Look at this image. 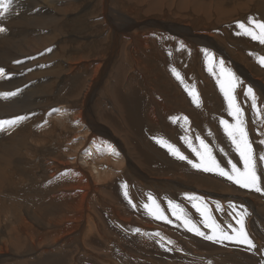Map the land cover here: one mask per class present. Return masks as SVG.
<instances>
[{"label":"bare ground","instance_id":"1","mask_svg":"<svg viewBox=\"0 0 264 264\" xmlns=\"http://www.w3.org/2000/svg\"><path fill=\"white\" fill-rule=\"evenodd\" d=\"M86 1L87 0H14L11 10L5 15L0 16V26H3L5 29L4 31H0V68H4L6 69L5 71H7V74L0 79V93H6L2 86L11 76L19 75L32 78L34 82L33 85L37 88L39 96L41 97L40 101L35 105L37 106L35 111H28L25 114H21L26 116L25 119L18 122L14 127L0 131V197L1 193L6 191L5 187H7L8 183L12 184L16 189H24L23 187L15 186L14 183L16 181L26 182L23 184L25 188L32 184L30 188L37 189L38 191L43 190L42 192L39 191L40 193H35V197H41H37L36 201L46 211V213H43L44 215L42 214L43 217L45 216L44 219H42L43 217L40 218V216L38 219L36 218L34 220L37 230L35 233L32 232L34 236L32 237V241L30 240L27 242L26 248H22L20 235L11 236V233L7 230L11 226V223L16 221V219L12 220L9 218L10 214H13L12 206H18L22 201L16 198L12 206H9L10 204L4 206L3 202H0V264H209V262L210 264H264V160H259V157L264 155V89H252L256 96L260 111L259 114H257L252 108L250 111L251 119H245L248 138L253 148L254 156L257 158V174L260 178L258 185L262 189V191H256L255 189H246L236 185L234 182L229 181L226 177H222L216 172H206L203 169L194 168L187 160H181L172 155L167 148L161 146V144L157 143V140L154 139L160 138L162 134L157 133L153 136H151V134L144 135L142 130V119L139 117L137 120L135 111H147L148 114H145V117L148 119L151 126L155 128L157 127L155 119L157 115L154 113L159 111L158 115L161 114L162 117L163 113L161 112L167 107L164 108L162 102L158 110L159 101L156 99V96L152 95H149L151 99L150 102L154 105L150 106L151 103L149 105L145 104V101L148 100V95L144 92L142 93L139 88L150 87L142 85L140 79L138 83L134 82L130 76L132 75V70L134 74L140 77V75L136 73L137 70L135 68L142 65V59L139 53L149 49L154 50L153 47L156 46L161 56L164 57V70H166L167 79L172 83L174 82V77L176 83L179 81L180 84L181 81L178 80L172 72L173 68L177 71L178 69L175 65L176 60L173 59L171 55V47L177 48L179 57L180 48L182 46H187L184 42L185 39L188 40V45L191 47L196 46V40H190V38L200 37L198 44L208 46L212 52L216 50V47L221 51V48L215 43L214 37L217 35L216 32L212 30H201L199 31L200 33H195L194 30H190L191 27L189 24H194V19L191 20L192 14L194 15L196 11L209 14L214 7H218L215 12L224 11L223 14L226 12L230 13L233 12L230 8L231 6H226L229 8L224 9L223 7H219L220 5L217 6L216 1H208L207 4L206 0H178L177 5L181 7V9L179 7V10H183L184 12H180L174 24H169L168 22H157L154 17L150 18V22L148 23L143 22V20L147 19L152 11L158 9L165 10L166 8H162L163 4V6L166 5L172 9L171 4L175 0H129L133 5L129 6L124 4V11L116 6V2L119 0H97L95 3L96 9L93 8L90 14L95 12V18L98 17V11L103 12L102 19H107L110 30L112 28V32L110 33L112 41L110 45H112V47L110 51L104 50L105 52H103L102 49H99V45L109 37V34H107L106 38L99 40L95 47H91L85 42L88 36L86 37L84 34L82 38L81 35H79L82 34L81 30L83 28L77 27L76 20L81 13L89 8V4L87 3V5L82 8ZM257 1L259 0H255L256 4L254 11L259 14V16H262V13H264V3ZM187 2L193 4V6L191 4H186ZM144 4H146V6ZM239 4L244 6L245 9L248 6L244 1ZM132 6H137V8L131 9ZM71 12L74 13L71 14ZM222 19L223 18H221V20ZM203 24L206 23L204 22ZM63 26H65V30H67L66 27L71 28V33L68 35L69 42L66 44H64L62 40L64 33ZM72 29L75 30L73 31ZM146 32L150 33V35L146 34ZM74 35L78 37H74ZM228 35L227 33V36ZM231 35L236 39L247 36L249 42V36L242 34L238 26L231 29ZM161 40H166L167 43H162ZM255 41L256 42L252 44L259 48L258 51H261V48L264 50V44L257 40ZM64 42H67V40ZM246 42L244 44H248ZM260 44L262 47H260ZM96 48L100 53L102 51V58L99 56L100 60L99 63H97L98 65L96 66L94 64L96 67L94 65L92 66H94V69L100 68V77L108 70H112L113 67L116 68V64L118 66L117 71L120 73V77L118 74H115L116 77H114V79L117 80L115 84L112 82L114 84V89H112L111 94H114V99L112 100L114 105L109 102L112 107H114H111V109H114L115 113L112 112L110 108L109 110L106 109V106L104 107L106 109L104 111L113 115L117 114V119L124 121L127 126L129 120L131 125L135 128L134 132L138 134L143 144H140V141H138L139 138L132 137V139L138 141L135 142V140H133V144L131 140L127 141L129 136L125 139H117L115 136H112L110 132L106 136L101 137L102 139L112 140L111 144L107 142L108 145L110 144L111 148L105 147L102 145L103 141L96 136L99 135L100 132L102 134L103 126L96 124L97 122L93 124L94 122L91 123L88 120V125L85 124L87 110L84 111V108L86 109L88 105L81 104L79 106L80 109L78 107L79 111L76 109L74 112L76 114V116L74 114L75 118L73 116L75 122H71V126L75 132L74 136L79 138H77L79 142H74L72 144L69 142L67 145L63 146L60 145L62 140H58L57 142H60L54 146L51 153L34 156L33 153L37 154L42 152V147L39 148L42 142L39 141V137L36 136L33 125L41 121L44 122L48 115V117L53 120L49 119V121L47 119L48 121L45 123L47 129L56 130L59 128H66L68 126V118H70L67 112H69V109L72 107L70 103L66 102V98L68 99V97L72 96L73 98L74 96L80 97L81 94H83L85 102L89 99L88 91L91 89V85L87 86V90H82L84 85L83 81L86 80L83 78L84 75L81 77L84 79L83 81L81 78H78L77 88L69 89V95L66 92L68 89L62 84L68 82V78H74L77 74H81L82 66L87 67L90 65L91 61H96V57L95 59L92 57L94 60L90 58L92 55L91 52L97 55L98 52ZM149 53L151 56L152 53L150 51ZM155 54L158 55L157 52H155ZM215 54L219 55L218 52ZM249 57L258 61V57L260 56L257 54H248L247 59H249ZM179 58L181 59V57ZM149 60H151V58ZM187 60L188 57L184 56V63L186 65L188 64L187 62H189ZM180 61L182 63V60ZM7 62L9 63L8 65ZM141 68L139 67V69ZM85 69L87 70V68ZM156 70H158V68H156ZM88 71L90 70L88 69ZM10 72H13V75H10ZM216 72L219 73L217 70ZM92 73L94 74L95 72L91 70V74ZM179 73L184 81V83H181L183 85L181 91L185 100H183L185 103H183V101L181 103L180 101V105L187 106V100L197 107L198 111L200 110V112L204 114L205 107H203V105L207 100L203 92L200 88L198 89V86H194L199 96V104L194 103L192 96L189 95V91L186 90L185 87L187 86L188 89H192L193 85L185 82L188 80L183 76V72ZM126 79H129L128 84ZM71 80L70 82H72ZM153 80L155 82L156 77ZM214 80L216 88L214 98H217L215 96H217L218 93L220 94L221 91L216 78ZM129 88H131V90H129ZM40 91L43 93H40ZM205 92L207 95L209 94L207 89ZM62 93L67 96L64 97ZM210 94L213 96L214 93ZM1 98L5 97L0 96V114H4V116L0 115V120L12 119L13 117L11 115L17 113L22 108H28L7 107L4 105V99ZM57 102H60L61 105L53 112L50 110V113H48L49 111L47 112V108H51L52 103L54 104ZM223 104V118L231 122L232 118L228 115L227 102L225 101ZM218 105L220 106V104ZM176 114L177 116L174 115V118L178 127H186L188 129L191 120L187 118L185 121L182 114ZM192 114H190V116ZM18 115L19 114L14 115V117L21 116ZM163 116L164 119H167L165 114ZM94 119L95 118L92 120ZM196 119L199 118L196 117ZM116 121L115 124L120 128L124 126ZM197 121L198 120L194 122L197 123ZM202 123L205 122L203 121ZM191 124L193 123L191 122ZM220 126L219 127L222 128L223 131V126L221 124ZM199 129H201V127ZM190 131L191 134L182 131L180 135L177 134V137L176 135H170L171 131H167V136H164L163 139L174 144L184 155L188 156L189 159L199 162L195 153L191 151L182 137L188 136L191 138L194 147H199V141L196 140L197 136L205 139L211 147L212 145L210 141H208L210 139L203 134L204 132L202 134H195L192 128L189 132ZM222 133H224V131ZM224 135L227 136L225 133ZM49 140L52 141L54 139L50 137ZM123 140L127 141H125L126 144L128 143L127 146L123 145ZM149 143L152 146L151 148L149 147ZM214 143L215 142H213V144ZM69 144L70 148H68L69 152H67L65 148H67ZM219 144H217L218 149L219 146H221ZM229 144L233 147V150L232 147L230 149L236 153L234 163H237L238 167L243 168V162L236 152L234 145L232 143ZM142 145H147L153 155L146 152L148 149L145 151ZM113 146H116V148H113ZM134 146L141 148V154L133 149ZM112 149H114V151ZM216 149L215 147V150ZM131 150L135 152L136 155L130 152ZM215 150H213V154H215V158L218 159ZM66 152L69 153L68 156L65 155ZM128 155H132L133 158H129ZM32 156L36 160H39V162L33 160ZM139 156L142 157L141 160L138 159ZM125 160L127 164L123 166ZM24 161L32 162L34 168L22 171L17 169L16 163ZM217 161L220 162L221 160ZM135 162L154 169L160 168L159 170H162L165 175L163 178H158L157 182L147 179L144 175H147L149 172L147 173L146 170L142 169L138 173ZM220 164L229 169L231 167V165H224L221 162ZM190 172H194L193 174H195V176L193 174H187ZM195 172L199 174V176H196ZM207 175L208 177L212 175L218 180H222L223 183H221L225 185L224 189L226 190V188H229L228 191L218 190V187L216 188V186H214L217 180L215 181L213 179L212 180L215 182L212 186L218 191L210 192L205 190L206 182L204 178L201 177ZM34 183L37 185H33ZM94 183L97 184L96 187ZM125 192H127V196ZM186 193L202 197L209 205L214 218L224 225L229 223L235 224V211L232 205H235V210L237 211L243 212L246 210V229L250 238L256 245V248L250 250L247 245L234 241L218 243L186 230L181 226V222L172 215L167 204L168 200H173L182 204L191 214L192 218L197 223H200L201 218L199 214L191 207L189 201L185 199ZM149 195L156 198L161 208H163L165 215L168 217V220L172 221L171 223L166 220L155 219L143 207V205L148 202ZM11 199H13V196ZM217 203L221 206V211L217 210ZM36 208L34 212L37 211ZM32 209L33 208L30 210L32 211ZM127 214H135L138 218L145 220V222L153 221V223L155 222L161 226L160 228L162 231L150 228L149 224L148 227H145L144 223L138 222L141 221V219L137 220L136 223L130 216H127ZM33 215L34 214H31V216ZM147 215L148 218L146 220L145 216ZM35 217H37V214ZM23 227L27 229L29 224L24 222ZM152 227L154 226L152 225ZM136 229H140V231L137 232ZM203 230L207 231V229ZM157 233H159V236L156 235ZM21 236L23 235L21 234ZM131 244L135 246V249H129Z\"/></svg>","mask_w":264,"mask_h":264},{"label":"rangeland","instance_id":"2","mask_svg":"<svg viewBox=\"0 0 264 264\" xmlns=\"http://www.w3.org/2000/svg\"><path fill=\"white\" fill-rule=\"evenodd\" d=\"M87 1L83 4L82 8H84L87 4H89V8L86 11H84L83 13H81L78 16V19L76 20L77 27L83 28L82 29L83 31L81 30L82 34H79V33L78 34L81 35L82 38H83L84 34H85L86 37L88 36V38H86L85 42L87 44H89L91 47H95L97 45V43L99 42V40L106 38L107 34H109V37H107L104 41L101 42L102 44L99 45V47H100L99 49H102L103 52H105L107 50L110 51V49L112 47V45H110V42L112 43L111 34H110L112 32L111 31L112 28L110 30V26H108L107 19H102L103 18V14H104L103 12L98 11V13H99V14L97 13L98 17H95V18H94L95 12L90 14V12H91V10L93 8L96 9L95 3L97 2V0H87ZM177 1L178 0H175L171 4L172 9L169 6H166V5L163 6L164 5L163 4L162 8H166L165 10L158 9V10L152 11L148 15V18L143 20V22H147L148 23V22H150V18L154 17V18H156L157 22H168L169 24H174L176 22L178 16H179V14H180V12L181 13L184 12L183 10H179L180 5H177ZM208 1H210V2L216 1L217 2V6L220 5L219 7H223L224 9H228L229 7H226V6L230 5L231 6L230 8H231V10L233 12H230V13L226 12L225 14H223L224 11L215 12L217 10L216 8H218V7H214V9L209 14H205V13H202V12L199 13V11H196L194 13V15L192 14V16H191V20L194 19V24H189V26L191 27L190 30H194L195 33H200L199 31H201V30L202 31L203 30H205V31L212 30V31L216 32L217 35L214 37L215 43L221 48V51H219L220 49L218 47H216V50L214 52H212V50H210L208 46H205L204 44H198L199 40H200V37L199 38H190V40L191 39L196 40V43H195L196 46H191V47L188 45L189 44L188 40H186V39L184 40V42L187 44V46H184V47L182 46L180 48V50H179L180 51L179 57H181V59L178 57L177 48L176 47L175 48L171 47V51H172L171 55H172L173 59L176 60V63L175 62L174 63L176 65L178 71L181 72V73L183 72V76H185L186 80H188V81H185V82L188 83V84L191 83V85L196 86V87L198 86V89L200 88V90L203 92V94H204V96H205V98L207 100V101H205L206 102L205 104H207V105H205V104L203 105V107H205L204 108V114H202L200 112V110L198 111L197 110L198 108L195 107L192 103H189L187 100H186V105L189 106V107L180 105V101L182 103V101L184 100V98H183L184 96L182 95V91H181V88H182L183 85L181 83L179 84L178 80H177L178 83H176V79L174 77H173V79H174L173 81L174 82H172V83H171V81H169L167 79V77H166L167 75L165 73L166 70H164V66H165L164 65V61H163L164 57L161 56V53H160V51L157 50L156 46L153 47L154 50L153 49H149L147 51H141V53H139L140 56H141V59H142V62H141L142 65H139L138 67H135V68L137 70L136 73L138 75H140V77H138L136 74H134V72L132 70H131L132 75H130V76H131V78L133 79L134 82L138 83V80L140 79V81H142L141 82L142 85L150 87V88H139L142 93L144 92V93H146L148 95V100L145 101V104L149 105L151 103L150 102V100H151L150 96L151 95L152 96H156V99H158V101H159L158 110H159V107H161L160 103L162 104V102H163L162 105H163L164 108L167 107L166 108L167 111L165 109L163 112H161V113H163L162 117H161V114L158 115L159 111H156L154 113L155 115H157V116H155L156 123H157V127H155V128H153L151 126V124L149 123L148 119L145 117V114H148L147 111H144V110H142V112L135 111V114H137V116H136L137 120H138L139 117H141V119H142V130L144 132V135H147V134L150 135L151 134V136H153V135H156L157 133H160L162 135H161V137L160 136L159 137L163 138L164 136H167V134H166L167 131L168 132L171 131L170 135H174V136L176 135V137H177L178 136L177 134L180 135L182 133V131H185L188 134L189 133L191 134V131L189 132V130H191V128H192V131L194 130L193 133H195V134H202L204 132L203 134L210 139V140H208V141H210V143L212 145V147L211 146L210 147L213 150H215V147L217 148L215 150L216 151V155H217L216 157L218 158L217 160H219V161L221 160L220 162L223 163L224 165H230L228 162L231 161V162L234 163V158L236 156V153L234 151H232L233 147L229 144V143H231L229 138L227 136H225L224 133H222L223 131H222V128H220L221 126H220V121H219L221 119V116L224 117L223 116L224 115V111H223L224 109H222V107L224 105L223 103L225 102V99H224V97H223V95L221 93L220 94L218 93L217 96H215L217 98H214V95H215V92H216V88H215V85H214L215 84L214 83V81H215L214 79L216 78V81H217V77H218L217 75H219V73H217L216 70L218 71V67H214L212 71L209 70V64L207 63L205 50H209V52H211L213 54V56H214V65H218L219 61L222 60L224 62V67L227 68V69H230L231 72L234 74V77L238 79V81L240 82V86L236 89L237 100H238V103L240 105L242 104L241 105V106H243L242 108H244L243 112H244V115H245V119L246 120L251 119V116H250L251 115L250 111L252 110V107H251V104H250L251 103L250 102L251 98L247 97L246 94H244V92L246 91V89L248 87H251L253 90H255V88H256V90L262 89V88L264 89V68H263L264 65H262V64L260 65V63L258 61H256L255 59H253L251 57H249V59H247V56H248V54H253V55L257 54L260 57L264 56V53H263L264 50H263V48H261V51H263V52L258 51L259 48H257V46H254L252 44V43H255L256 41L254 39L252 40L250 38V36H249V42H248V37L247 36L246 37L243 36V37H241L239 39H236V38L232 37L231 29H234L237 26V22L238 21H244V22L247 23L248 18L251 17V16H252L251 18L254 17V19L257 20V21H260V20L264 21V19H263L264 13H262L263 14L262 16H259V14H257L254 11L255 10V4H256L255 0H237V1L236 0H220L222 3L219 0H206V3ZM240 1L241 2L244 1L246 3V5H248L246 7V9H245L244 6H241L239 4V3H241ZM218 2H219V4H218ZM257 2L264 3V0H259ZM124 4L129 5V6L133 5L131 2H129V0L128 1L119 0V1L116 2V6L120 10H123V11L125 10L124 9L125 8ZM186 4H191V3L187 2ZM144 5L146 6V4H144ZM191 5L193 6V4H191ZM82 8H81V10H82ZM135 8H137V6H132L131 9H135ZM233 8H234V10H233ZM180 9H181V7H180ZM67 12H69V11H67ZM72 13H74V12H71V14ZM128 13H130V12H128ZM186 13H187V11H186ZM130 14L133 15L132 13H130ZM220 16H222V17H220ZM225 17H226V19H225ZM221 18H223V19L221 20ZM204 22L207 25L203 24ZM66 29L68 31L65 30V26H63L64 33H63V36H62V40H63L64 44L69 42L68 35L71 33V28L70 27L69 28L66 27ZM225 30H227V31H225ZM227 33L229 34L228 36H227ZM140 34H142V33H140ZM146 34L150 35V33H148V32H146ZM89 35H90V37H89ZM158 35H160V34H158ZM175 36H177V35H175ZM230 36H231V38H230ZM74 37H78V36L74 35ZM180 38H182V37H180ZM66 40H67V42H64ZM246 40H247V42H246ZM161 41H162V43H167L166 40H161ZM239 42H241V43H239ZM245 42L248 43V44H244ZM234 44H236L237 46L234 45ZM260 47H262L261 44H260ZM96 51L98 52L97 55H95L93 52H91L92 55H91L90 58L94 57V59H95V57H96V61L92 58V60H94V61L90 62V65H89L90 67L89 66H87V67L86 66H82L81 67V72H80L81 74H77V76L74 77V78L73 77L68 78L67 80H69V81L64 83V84H62L63 86H65V88L68 89L66 92L69 95L70 94L69 93V89L77 88L78 78H81L82 75H84L83 78L86 79V80L81 78L82 81L84 80L83 81L84 85L82 87V90L83 91L87 90V88H88L87 86L91 85L90 86L91 89L88 91L89 92V99H87L86 102H85V98L83 97V94H81L80 97L79 96L78 97L74 96V98H73V96H72V97H68V99L66 98V102L70 103V106H72L69 109V112H67L68 117H70V118H68V124H67L68 126L66 128H59V129H56V130L47 129L45 127V123L49 119H51L50 117H48L47 113H46V115H47L46 118L48 120L45 119L44 122L41 121V122H38L35 125H33L34 132H36V136L39 137V141L42 142V145L39 146V148L42 147V152L37 153V154L33 153L34 156L35 155L41 156L43 154L51 153L53 151V149H54V146H56V144L60 142V141L57 142L58 140H62L61 141L62 143L60 145H63V146L67 145L69 142H71L70 144H72L74 142H79V140H78L79 138L77 137L78 138L77 139L76 136H74L75 132H74V129L72 128V126H71V122H75L74 118H75L76 114L74 112L76 111V109H77V111H79V109H80L79 106L81 104L88 105L86 107V109L84 108V111L87 110L86 111V122H85V124L88 125V123H87V120H88L91 123L94 122L93 124H95L97 122L96 124H100V125L103 126L102 134L100 132V134L96 135V136L99 137L103 141L102 145H104L105 147L109 148V145L112 143V140L111 139H109V140L108 139H102L101 137L102 136H106L110 132H111L112 136H115L117 139H125L127 136H129V138H127V141L131 140V142L133 143V140H135V142L140 141V144H143L141 142L138 134H136L134 132L135 128L131 125L129 120H128L129 124L127 126L124 123V121H122L121 119H119L120 120L119 121L117 119V114L113 115V114H111V113H109L107 111H104L106 109L109 110V108L111 109L112 105H114V103L112 101L114 99V94H111V93H112V89H114V84L117 81L116 79H114V77H116L115 74H118V76L120 77V73H119V71H117L118 70V68H117L118 66L116 64V68L113 67L112 70H108L107 72L102 74V77H100V74H101L100 68H97L98 71L95 68L96 69V71H95V69L93 67L95 65L96 66L98 65L97 63H99V60H100L99 56L102 58V56H101L102 51L100 53L97 48H96ZM149 51L152 53L151 56H150ZM155 52H157L158 55H156ZM217 52H218L219 55L215 54ZM184 56L188 57L187 61H189L190 63L187 62L188 63L187 65L190 66V67H188L184 63ZM218 56H219V59H218ZM220 56H222V57H220ZM97 57H98V60H97ZM157 57H158V59H157ZM189 57H190V59H189ZM150 58H151V60H149ZM156 60H158V61H156ZM180 60H182V63H181ZM149 61H150V64H149ZM156 63H157V65H156ZM8 64L9 63L7 62V65ZM92 65H94V66H92ZM148 65H149V67H148ZM142 66L146 67V68H143ZM139 67L140 68L142 67V68L139 69ZM85 68H87V70ZM156 68H158L159 71L156 70ZM88 69L90 71H88ZM91 70H92V72L94 71L95 73L91 74ZM5 72L7 74V71H5ZM9 74L13 75V72H10ZM130 76H128V77H130ZM155 77H156V80L154 82L153 79ZM71 78H72V80H71ZM185 78H184V80H185ZM70 80L72 82H70ZM91 80L92 81L94 80L93 83H92ZM128 80L129 79H126L127 84H128ZM122 81H123V79H122ZM195 81H196V83H195ZM256 81H258V82H256ZM88 82L89 83L91 82V83L89 84ZM112 82H114V84ZM33 83L34 82H33L32 78L19 76V75H14V76H11V78H9L4 83V85L2 86L3 90L6 93H10V92H15L16 93L15 95L8 96V97H5V98H1V99H4V105L5 106H7V107H28V108H22L21 110H19L17 113H15L13 115L10 114L12 117H14V115H17V114L21 115V114H25L28 111H35L36 110L37 106H35V105L40 101L41 97L39 96L37 88L33 85ZM72 86H73V88H72ZM18 89H19V91H17ZM206 89L209 91V94L210 93H214L213 96H212V94H210L211 96L209 94L207 95V93L205 92ZM129 90H131V88H129ZM40 93H43V92L40 91ZM64 93H65V91H64ZM64 93H62V95H64ZM241 94H243V95H241ZM65 96H67V95H64V97ZM218 97H220V98H218ZM243 97L245 98L246 101L244 100ZM242 98H243V100H242ZM220 100H222V101H220ZM184 101H183V103H185ZM109 102H111L112 105ZM245 103H246V105H245ZM218 104H220V106ZM59 105H61L60 102L59 103L57 102V103H54V104L52 103L51 108L50 107L47 108V112L49 111L48 113H50V110H52L51 112H53ZM152 105H154V104L151 103L150 106H152ZM212 105H213V107H212ZM33 106H35V107H33ZM192 106H194V107L191 108ZM30 107H31V109H30ZM78 107H79V109H78ZM112 108H114V107H112ZM216 109L219 110V111H217ZM246 110H248L249 112L246 111ZM20 111H22V112H20ZM111 111L115 113L114 109H111ZM165 112L168 113V114H166ZM176 113H180L184 117H186L189 120H191V122L193 123V124H191V122H190V127L191 128L189 127L187 129L186 127H178L177 122L174 119V115L177 116ZM214 113H215V115H214ZM222 113H223V115H222ZM74 114H75V116H74ZM164 114L166 115L167 119H164V116H163ZM190 114H192L191 116L193 118L190 116ZM205 114H207V115H205ZM0 115L4 116L3 113H1ZM106 115H108L109 118ZM73 116H74V118H73ZM102 116H103V118H102ZM159 116L163 120L160 119ZM195 116L197 118H199V119H196ZM249 116H250V118H249ZM20 117H26V116L25 115H21ZM93 118H95L94 119L95 121L92 120ZM51 120H53V119H51ZM116 120L118 121L119 124L121 123L122 126L124 125L123 127H121L122 129L118 125L115 124ZM196 120H198L197 123H195ZM202 120L205 123H202L203 122ZM161 122H163V123H161ZM175 123H176V125H175ZM201 125H203V126H201ZM204 126H205V128H204ZM200 127H201V129H199ZM167 129H169V130H167ZM204 129H206V130H204ZM202 130H204V131H202ZM198 131H199V133H198ZM216 132H219V133H216ZM208 134H210V135H208ZM50 137H52L54 140H52V141L49 140ZM132 137L133 138H137V139L139 138V139H138V141H136V139H132ZM75 139H76V141H75ZM105 140H107V141H105ZM125 141L126 140H123L122 143H123V145L127 146L128 143L126 144ZM212 141L215 142V143L213 144ZM107 142L108 143L110 142V144L108 145ZM225 143L226 144L228 143V144L226 145ZM70 144L68 145L69 147L67 146V148H65V150L67 152H69L68 148H70ZM140 144L138 143L139 146H140ZM217 144L221 145V146H219V149H218ZM144 145H142V148L144 147L143 149L146 151L148 149V147H147V145L146 146H144ZM228 145H230V146H228ZM149 147L150 148L152 147L150 145V143H149ZM231 147H232V150L230 149ZM113 148H116V146H113ZM133 149L141 154V148H137L136 146H134ZM67 152L65 154L66 156L69 155V153H67ZM130 152H132V153H134V155H136V153L133 152L132 150ZM146 152H148L149 154L153 155L149 149ZM213 155H215V154H213ZM128 157L129 158H133L132 155H128ZM32 159L35 160L36 162H39V160H36L33 156H32ZM138 159L141 160L142 157L139 156ZM224 159H225V161H224ZM160 160H162V159H160ZM126 164H127V161L125 160L123 166H126ZM135 166H136V169H137L138 173L142 169L146 170L147 173L149 172L147 175H144V176L147 179H150L152 181H156L157 182L158 178H163V176L165 175V174H163L164 172L162 170H159L160 168L159 169H154V168H152V167L150 168L149 166H146V165H140L139 163H136V162H135ZM16 167H17V169L22 171V170H27V169H33L34 168V164L32 162H28V161L17 162L16 163ZM193 173L194 172H190V173H187V174H193ZM151 174H153V175H151ZM193 175L195 176V174H193ZM196 176H199V174L196 173ZM207 177H208V175L205 176V177H201V178H204L205 182L207 183V184L205 183V190L210 191V192H214V191L216 192L218 190L228 191L229 188L228 189L226 188V190L224 189L225 185L222 184L223 183L222 180H220V179L218 180L214 176L209 175L208 179L211 181V183H212L211 184L210 181L207 179ZM212 179L215 180V181L217 180V182L213 181ZM214 182H215V185H214ZM25 183L26 182H22V181H16L14 183L15 186H20V187H23L24 189H22V188L21 189H16L12 184L8 183L7 187H5L6 191L1 193V197H0V202H3L4 206H7L9 204H10L9 206H12L13 203H14L13 201H15L16 198L21 199V201H22V203L20 205L15 206V207L12 206L13 214H10L9 218L12 219V220L16 219V221L11 223V226L7 229L11 233V236H16L17 234L20 235L21 240H22V242H21L22 248H26L27 242H29L30 240L32 241V237H34L33 233H35L36 230H37L36 223H35L34 220L36 218L38 219V217H40V216H41L40 218H42L43 215H44L43 213L44 212L46 213V211L36 201V198L38 196L35 197V193H40L43 190L42 191L39 190L40 191L39 192L37 189L30 188L32 184L27 186L28 187V189H27V187L25 188V186L23 185ZM216 183L217 184L219 183L218 186H217ZM33 185H37V184L34 183ZM212 185L216 186V188L218 187L217 188L218 190ZM94 186L96 187L97 184L94 183ZM222 186H223V188H222ZM12 196H13V199H11ZM38 198H41V197H38ZM28 204H30V205H28ZM28 207H29V210H28ZM31 208H33L32 211L30 210ZM35 208L37 209L36 212H34ZM51 209H53V208H51ZM29 212H30V214H29ZM31 214H34L33 215L34 217L37 214V217L34 218L33 216H31ZM127 216H130V218L133 221H135L136 223H137V220L141 219V218H138L135 214H127ZM132 217H134V218H132ZM44 218H45V216L42 219H44ZM147 218H148V215L145 216L146 220H147ZM24 222L29 224V227L27 229H25L23 227ZM138 222L139 223H144L145 227H148L150 225L149 226L150 228H154L156 230L162 231V229L160 228L161 226L156 224L155 222L153 223V221L152 222L151 221H149V222L146 221L145 222V220L141 219V221H138ZM152 225L154 227H152ZM21 234L23 236H21ZM132 246L133 245L131 244L129 249H131V250L135 249L134 248L135 246H133V247ZM24 257H26V256H24ZM19 258H22V257H19ZM19 258H16V259H19Z\"/></svg>","mask_w":264,"mask_h":264},{"label":"snow or ice","instance_id":"3","mask_svg":"<svg viewBox=\"0 0 264 264\" xmlns=\"http://www.w3.org/2000/svg\"><path fill=\"white\" fill-rule=\"evenodd\" d=\"M14 0H0V16L5 15L11 10ZM238 28L242 34L250 36L252 39L264 44V21H257L254 18L249 17L247 23L244 21L237 22ZM3 26H0V31H4ZM50 51V49H49ZM207 63L209 64V70L212 71L214 67H218L219 75L217 77V83L220 87V91L223 94L225 101L227 102L228 115L232 118L230 122L228 119L221 118L220 124L223 126V131L234 145L236 152L239 154L240 159L243 162V168L238 167L237 163L229 161L231 165L230 169L226 166H221L213 155V150L205 139L197 136L196 140L199 141V147H194L191 138L188 136L182 137L188 147L191 149L199 162L191 160L188 156L184 155L174 144L163 138H154L157 143L167 148V150L174 156L181 160H187L194 168L203 169L206 172H216L222 177H226L229 181L234 182L246 189H255L256 191H262L258 185L259 176L257 174L256 157L254 156L253 148L248 138L246 130V120L242 106L238 103L236 96V89L240 86V82L234 77V74L230 69L224 67V62L219 61L218 65H214V56L208 50H205ZM258 62L264 65V56L258 57ZM173 74L181 83H184L181 74L175 69H172ZM6 75L5 69L0 68V78ZM189 91V95L192 96L193 102L199 104V96L195 91L194 86ZM19 91V89L17 90ZM15 92L0 93V96L8 97L15 95ZM246 96L251 98V107L259 114V107L257 104L256 96L251 87H248L245 92ZM25 119V117H13L9 120H0V131L6 130V128L14 127L18 122ZM175 119V118H174ZM185 121L186 117L183 118ZM109 148L111 146L109 145ZM114 151V149H112ZM259 160H264V155L259 157ZM127 196V192H125ZM185 199L189 201L191 207L195 209L196 213L200 216V223H197L187 211V209L180 203L168 200V208L172 215L181 222L186 230L194 232L196 235L203 236L204 238L223 243L224 241H234L240 244H245L250 250L255 249L256 245L250 238L246 229V210L241 212L235 210V205H232L235 215V224L229 223L227 225L218 222L214 218L209 205L204 201L202 197L195 194H185ZM143 207L152 215L155 219L168 220L163 208H161L159 202L155 197L149 195L148 202ZM217 210L221 211L222 208L217 203ZM203 229H207L204 231ZM137 232L140 229H136ZM159 236V233L156 234ZM210 264V262H209Z\"/></svg>","mask_w":264,"mask_h":264}]
</instances>
